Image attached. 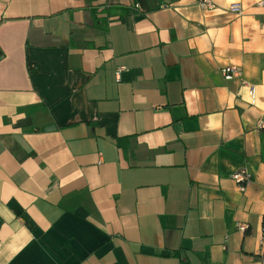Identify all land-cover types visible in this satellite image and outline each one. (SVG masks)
Masks as SVG:
<instances>
[{"label": "crops", "instance_id": "1", "mask_svg": "<svg viewBox=\"0 0 264 264\" xmlns=\"http://www.w3.org/2000/svg\"><path fill=\"white\" fill-rule=\"evenodd\" d=\"M213 1L0 0V264H264V0Z\"/></svg>", "mask_w": 264, "mask_h": 264}, {"label": "built area", "instance_id": "2", "mask_svg": "<svg viewBox=\"0 0 264 264\" xmlns=\"http://www.w3.org/2000/svg\"><path fill=\"white\" fill-rule=\"evenodd\" d=\"M198 4L206 9L216 8V4L213 0H197ZM263 4V2H261ZM229 10L233 13L241 14L243 11L242 5L238 2H233L229 5ZM2 55H0V58ZM123 67H119L117 70V75L120 74ZM226 78L231 79L233 77H238L241 80L243 86L247 87L249 90V95L251 97L252 103L255 101L256 87L250 83L246 78L243 77V70L238 65H227L222 69ZM259 128L264 129V121L260 120L258 122ZM232 177L239 183L242 190H245L253 182V173L247 169L237 170L232 173ZM240 229L245 228L244 224L238 225Z\"/></svg>", "mask_w": 264, "mask_h": 264}, {"label": "trees", "instance_id": "3", "mask_svg": "<svg viewBox=\"0 0 264 264\" xmlns=\"http://www.w3.org/2000/svg\"><path fill=\"white\" fill-rule=\"evenodd\" d=\"M112 9L119 10V13H121L120 15L128 13V12L131 11L130 8H127V7H124V6H120V5L119 6H110L108 8H104V10L107 11L108 13H113L114 10H112ZM2 54L3 53H2V51L0 49V55H2Z\"/></svg>", "mask_w": 264, "mask_h": 264}, {"label": "water", "instance_id": "4", "mask_svg": "<svg viewBox=\"0 0 264 264\" xmlns=\"http://www.w3.org/2000/svg\"><path fill=\"white\" fill-rule=\"evenodd\" d=\"M0 226H1V219H0Z\"/></svg>", "mask_w": 264, "mask_h": 264}]
</instances>
